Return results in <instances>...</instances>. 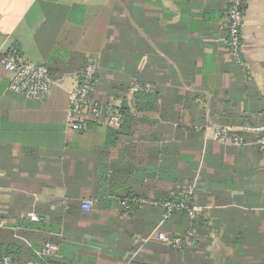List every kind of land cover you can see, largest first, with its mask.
<instances>
[{"label": "crops", "instance_id": "0c3cea01", "mask_svg": "<svg viewBox=\"0 0 264 264\" xmlns=\"http://www.w3.org/2000/svg\"><path fill=\"white\" fill-rule=\"evenodd\" d=\"M225 13L224 0H0V55L14 47L35 64L58 66L61 74L53 77L43 99L32 101L8 90L0 65V224L10 217L23 228L24 218L33 224L29 229L37 230L49 217L35 211L36 204L50 210L79 197V187H68L64 180L69 167L74 157H89L108 134L103 124L89 125L83 132L66 126L80 56L97 62L104 46L118 43L130 70L144 71L148 82L154 78L162 84L166 79L194 98L190 112L207 114L212 95L226 92L240 72L231 65L229 70L220 41ZM120 34L122 39H116ZM241 34L247 75L264 98V0H245ZM127 98L131 104L129 93ZM222 159L211 158V171ZM204 191H229L226 196L234 199L227 205L196 206L204 210L208 225L221 226L218 233L213 230L206 247L213 264H263L260 255L250 254L252 245L245 247L244 255L245 245L236 244L255 236L258 225L264 224V189ZM32 243L41 245L38 238ZM50 256L79 264L77 248Z\"/></svg>", "mask_w": 264, "mask_h": 264}, {"label": "trees", "instance_id": "16d2710c", "mask_svg": "<svg viewBox=\"0 0 264 264\" xmlns=\"http://www.w3.org/2000/svg\"><path fill=\"white\" fill-rule=\"evenodd\" d=\"M224 3L226 13L219 27L220 41L228 68L231 65V69L236 67L240 72L237 80L228 83L226 92L212 95L210 113L190 112L189 101L194 98L171 87L166 79L162 84L154 78L148 82L150 77L144 71L130 70L122 60L123 50L118 43L102 48L99 59L94 60L97 72L90 96L102 107L115 101L121 126L117 130L106 126L108 134L103 145L90 151L89 157H74L64 180L68 187H79L78 198L67 199L63 206L50 210L35 205V211L48 215L46 226L41 224L37 230H31L33 224L22 218L23 228H18L10 217L0 224V264H74L50 255H37L35 252L43 249L46 242L57 246V254L77 248L79 264H213L206 247L213 230L216 234L221 226L208 225L204 210L190 216L188 209L234 201L226 196L229 191L219 195L205 189H264V162H260L264 149L254 142V134L243 133L248 143L241 147L223 146L205 135L208 125H264V98L247 75L244 57L243 66L233 60L226 22L231 3ZM244 8L245 2L243 13ZM122 37L120 34L116 39ZM16 52L23 54L18 49ZM89 62L79 57L80 73ZM44 66L52 79L61 75L58 66ZM146 82L153 84V92L131 91L135 85ZM128 93L132 94L131 104ZM218 104L224 107L223 111L217 108ZM83 116L85 129L100 124L90 113ZM215 156L223 159L211 171L208 164ZM192 183L194 191L185 202L186 207L167 214L163 203L181 201ZM84 199L94 200L89 210L82 208ZM125 211L128 214L122 217ZM3 218L0 214V222ZM187 231L192 232L194 239L189 247L173 248L157 238L158 232L174 238ZM239 231L242 235L243 230ZM33 238H38L40 247L32 243ZM242 240L244 244L240 241L236 245H245L244 255H248L245 247L252 245L254 250L250 254L260 255L264 264V224L258 225L255 236Z\"/></svg>", "mask_w": 264, "mask_h": 264}, {"label": "built area", "instance_id": "2783aa9c", "mask_svg": "<svg viewBox=\"0 0 264 264\" xmlns=\"http://www.w3.org/2000/svg\"><path fill=\"white\" fill-rule=\"evenodd\" d=\"M231 5L229 8L226 22L229 28V45L232 49V56L235 63L244 65L243 61V41L241 36V27L243 23L242 5L245 0H229ZM0 65L9 80L8 89L14 93L21 95L26 100H41L54 84L47 68L41 64L31 62L25 55L16 52V49L10 47L3 52L0 59ZM97 72V63L90 61L79 73L80 80L77 81L75 88L69 92V104L66 109V126L72 131H83L86 127L84 114L90 113L94 119L111 129H119L121 126V115L117 111V103L110 101L106 106L102 107L98 102L90 96L92 91L95 75ZM154 86L151 83L135 85L131 91H143L145 93L153 92ZM243 133H252L255 136V143L264 149V125L247 126V125H208L205 127V135L215 140L223 146L241 147L248 142L245 141ZM193 185L184 191L181 201L177 203L165 202L168 213L186 207L185 202L189 199L193 189ZM93 199H84L82 208L89 210ZM139 202H145L139 200ZM157 205L158 203H151ZM125 208L127 206L125 205ZM199 212V208L192 207L188 209V214L194 216ZM127 211L123 212L122 217L127 216ZM157 238L165 245L173 248L189 247L193 244V234L187 231L185 234L168 238L163 233L158 232ZM57 251V246L53 243L46 242L38 255H52Z\"/></svg>", "mask_w": 264, "mask_h": 264}, {"label": "rangeland", "instance_id": "374dc122", "mask_svg": "<svg viewBox=\"0 0 264 264\" xmlns=\"http://www.w3.org/2000/svg\"><path fill=\"white\" fill-rule=\"evenodd\" d=\"M129 94H130V101H132V94H131V93H129ZM192 185H193L192 189H193V191H194L195 183H192ZM192 185H191V186H192Z\"/></svg>", "mask_w": 264, "mask_h": 264}]
</instances>
